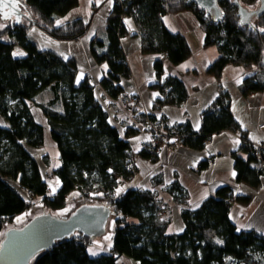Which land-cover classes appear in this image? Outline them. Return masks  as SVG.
Returning <instances> with one entry per match:
<instances>
[{
  "label": "trees",
  "instance_id": "obj_1",
  "mask_svg": "<svg viewBox=\"0 0 264 264\" xmlns=\"http://www.w3.org/2000/svg\"><path fill=\"white\" fill-rule=\"evenodd\" d=\"M19 1L24 5L21 22L0 21L5 25L0 30V117L4 122V126L0 125V240L3 226L33 209L34 199L42 204L43 212L55 214L68 207L66 197L75 191L78 194L72 199L75 208L82 204H105L113 211L109 252L93 251L95 239L78 235L56 243L33 264H118L122 257L137 264H196L202 250L217 255V260L210 264H225L229 258L235 264H257L254 258L264 261V236L238 231L230 221L235 197L227 187L220 188L197 209H183V231L173 235L166 233L169 217L160 219L162 204L152 192L127 187L117 194V189L135 171L133 152L127 141L135 131L127 129L125 137H121L91 80L84 77L77 84L75 60H64L41 50L29 37V30L34 26L53 40L75 42L86 35L90 21L76 20L55 26L54 17L65 15L78 5V0ZM112 1L113 8L102 36L93 38L90 44L94 62L108 66V73L99 84L110 98L118 100L123 92L119 85L121 79L130 78L120 46V39L127 35L123 19L130 18L140 39L142 54L158 56L153 65L157 78L154 88L160 97L153 108L180 106L186 101L184 84L164 75L162 66L163 58L179 65L192 55L186 39L170 31L162 21L166 15L182 12L191 13L197 21L204 35L203 47L213 46L217 50L218 56L207 70L209 75L219 78L227 65L239 66L244 70L242 95L264 92V32L259 31L264 28V15L253 16L248 25H242L237 6L228 0L218 1L223 12L220 22H213L190 0ZM238 1L248 11L258 6V0ZM17 50L25 55L14 57L13 52ZM43 91H49L51 98L37 102ZM32 108L44 116L46 127L36 122ZM132 114L136 121L141 124L148 121L169 139L166 143L143 147L140 156L152 163L158 161L162 144L174 146L176 143L202 150L213 135L239 133L241 151L248 158L232 153L237 182L252 188L260 185L264 169L232 116L226 92L222 91L203 113L198 131H193L189 123L171 128L164 119L145 115L140 110ZM46 130L59 154V166L52 175L60 181V187L54 195L49 194L48 183L42 179L37 162L27 150L44 147ZM149 132L153 137L152 129ZM48 159L43 158L45 165ZM207 164V161L200 163L199 168L204 169ZM159 180L156 178L154 182ZM18 188L30 191L31 197L25 198ZM167 192L175 203L187 204L188 193L177 179L168 185ZM217 240L222 243L217 244Z\"/></svg>",
  "mask_w": 264,
  "mask_h": 264
},
{
  "label": "crops",
  "instance_id": "obj_2",
  "mask_svg": "<svg viewBox=\"0 0 264 264\" xmlns=\"http://www.w3.org/2000/svg\"><path fill=\"white\" fill-rule=\"evenodd\" d=\"M94 7H96L95 12H93ZM112 8V0L111 3L109 0H78V5L65 15L55 16V26H57V21L61 22L59 26L76 20L90 21L86 35L78 41L53 40L34 26L29 30V37L40 45L41 50L52 51L64 60L65 57L75 60L78 76L82 75V79L88 77L91 80L103 101L102 105L109 114L110 122L118 129L121 137H125L127 129L135 131V134L127 137L133 152L135 171L124 186L150 191L156 196L162 207H167L170 221L166 230L168 235L182 232L179 229L184 228L181 220L183 209H197V204L200 206L207 198L215 196L220 188L227 187L235 197L229 213L230 221L238 231H251L264 236V172L257 188L237 182L232 153L235 152L245 160L248 158V154L241 151L242 139L239 133L221 132L213 135L202 150L190 149L176 143L172 149L161 146L158 151V161L152 163L139 154L144 146L152 144L151 133L144 128L143 124L136 121L132 114L134 110H140L145 115L151 114L157 119H164L171 128L189 123L193 131H198L203 113L224 91L230 97L232 116L245 133L247 141L254 147L264 141V92L246 97L242 95L244 70L239 66L227 65L219 78L209 75L207 70L218 56L216 48L213 46L203 47L204 35L191 13L169 14L162 18L164 25L170 31L179 33L186 39L192 55L179 65H173L163 58V71L164 75L177 78L184 84L188 97L180 106H162L155 110L154 103L160 97V92L154 88L157 78L153 65L158 56L142 54L141 42L135 35L134 23L132 19L124 18L123 24L127 35L120 39V46L130 70V78L121 79L119 85L123 92L139 97L140 106L134 110L122 108L118 100L110 98L99 84L108 73L107 64H96L90 54V44L93 38L102 36L106 19ZM125 20L131 22V30L124 23ZM238 80L239 83H237ZM31 111L36 122L46 127L44 116L39 112V117L37 113H33V109ZM0 125L4 126L1 117ZM197 125H199L198 129ZM45 139L44 147L27 150L37 162L42 179L55 186L58 179L52 174L57 168L54 165H59V154L54 143L47 142ZM234 140H239L240 143L234 144ZM46 156L49 158L48 165L43 162V158ZM206 161L208 162L206 168L200 169L199 164ZM233 172L236 173L235 177L232 175ZM49 176L50 178H48ZM156 178L160 179L159 183L154 182ZM175 179L188 193L189 199L186 205L175 203L167 192L168 185ZM12 185L15 184L12 183ZM70 194H74V198H77V192L74 191ZM109 225L113 231V222L110 221L108 227ZM111 245L112 240L106 244L93 242L91 248L93 251L109 252ZM118 264L137 263L122 257Z\"/></svg>",
  "mask_w": 264,
  "mask_h": 264
},
{
  "label": "water",
  "instance_id": "obj_3",
  "mask_svg": "<svg viewBox=\"0 0 264 264\" xmlns=\"http://www.w3.org/2000/svg\"><path fill=\"white\" fill-rule=\"evenodd\" d=\"M213 22L222 20L223 12L218 5L219 0H190ZM232 1L238 8L239 21L248 25L253 16L264 15V0H258L256 9H244L238 0ZM8 7H4V4ZM16 4L18 12L11 5ZM24 5L19 0H0V21L21 22ZM4 12H10L11 18L5 20ZM16 23V22H15ZM113 211L105 204H82L68 216H57L51 212H43L34 216L23 226L10 227L4 230L0 240V264H33L41 254L48 252L56 243L63 240L80 238L97 239L102 237L108 227ZM227 259L225 264H231Z\"/></svg>",
  "mask_w": 264,
  "mask_h": 264
},
{
  "label": "rangeland",
  "instance_id": "obj_4",
  "mask_svg": "<svg viewBox=\"0 0 264 264\" xmlns=\"http://www.w3.org/2000/svg\"><path fill=\"white\" fill-rule=\"evenodd\" d=\"M0 25H1V23H0ZM33 41L40 48V45L35 40H33ZM52 53H54V52H52ZM51 96L52 95H51V93L49 91H43V92H41L38 95V97L36 98V101L37 102H42V103L43 102H47V100L50 99ZM32 109H33V113H37L39 115V117H40L39 111L36 108H32ZM130 110H134V109H130ZM45 138H46L45 140L47 142H52V144H53V141H52V139L50 137L49 131L45 132ZM160 143H166V142H160ZM161 146H165V145L162 144ZM165 147H167V146H165ZM48 178H50V176ZM122 186H121V189H122ZM23 196H25V198H26L25 194H23ZM66 199L68 201V207L65 210H63V211L55 213V215H57V216H68L74 210L75 205L72 202V199H74V194H68ZM34 202H36V205H35V207H33V209L25 212L21 217H18L13 223L11 222L10 224L4 225L3 226V231L5 229H7V228H10V227L19 228V227L23 226L25 223H27L34 216H36L38 214H41V213H43V211H45V209L43 208L42 204L39 202L38 199H34ZM108 237H110V239H106ZM112 237H113V235H112V231H111V226L109 225V227H107L106 233L102 237H99V238L95 239L94 243L99 242L100 244H106L107 242L112 240ZM199 257L200 258L198 259L196 264H210L212 262H215L217 260V258H218L217 255H213V254H211V253H209L207 251H204V250H202L200 252ZM226 261H227V259H226ZM254 261L258 262L257 264H264V261H262L260 258H254ZM231 264H235V263L231 262Z\"/></svg>",
  "mask_w": 264,
  "mask_h": 264
},
{
  "label": "built area",
  "instance_id": "obj_5",
  "mask_svg": "<svg viewBox=\"0 0 264 264\" xmlns=\"http://www.w3.org/2000/svg\"><path fill=\"white\" fill-rule=\"evenodd\" d=\"M126 61V60H125ZM127 64V61L125 62ZM118 102L120 106L124 109L130 110V109H137L140 106V99L137 96L134 95H129L125 92H122L118 98ZM144 128L147 130L152 129L154 132V136L151 139V145H155L160 142H168L169 139L166 137V135L162 131H158L156 126H153L151 123L146 121L143 124ZM168 149H172L173 145L169 144L167 145ZM254 156L259 159L261 167L264 166V159H263V153H264V141L263 143L257 144L254 146ZM125 185V184H124ZM122 186V189L125 190L127 187ZM18 191L22 194H25L26 197H31V192L30 191H25L22 188H18ZM227 196L230 197L232 194L229 192L227 193ZM167 207L163 206L162 207V213L160 215V219H165L167 217Z\"/></svg>",
  "mask_w": 264,
  "mask_h": 264
},
{
  "label": "snow or ice",
  "instance_id": "obj_6",
  "mask_svg": "<svg viewBox=\"0 0 264 264\" xmlns=\"http://www.w3.org/2000/svg\"><path fill=\"white\" fill-rule=\"evenodd\" d=\"M109 3H111V0H109ZM3 6H4V7H8V4L5 3ZM11 7H12V9H14V10H16V11L18 12L17 5H16V4H12ZM3 18H4L5 20H9V19L11 18V13H10V12H4V14H3ZM15 22H16V23H20V20L17 18ZM60 23H61L60 21H57V26H59ZM124 23L127 24V25L129 26L130 30H131V22H130L129 20H125ZM241 23L243 24L244 21L242 20ZM3 27H5V25H0V30H2ZM259 31H260V32H264V28H260ZM5 39H6V37H5ZM24 55H25V53H23V52H21V51H19V50H17L16 52H13V56H14V57H15V56H24ZM65 59H67V57H65ZM80 79H82V75L77 77V81H76L77 84L80 82ZM239 82H240V81L238 80L237 83H239ZM198 128H199V125H197V129H198ZM233 143L238 145V144L240 143V141H239V140H234ZM137 150H138V149H137ZM58 166H59L58 164H57V165H54V167H58ZM109 171H111V170H109ZM232 175H233V177H235V176H236V173L233 172ZM59 186H60V181H59V180H57V181L55 182V186H54L51 182H49V184H48V187H49V189H50V193H49V194H50V195H54V194L56 193V191H57V189H58ZM121 191H123V189H119V188H118V189H117V194L119 195V193H120ZM196 207H199V205L197 204ZM170 231H171V230H170ZM179 231H183V229H179ZM106 239H110V237H108V238H106ZM216 243H217V244H220V243H222V241L217 240ZM92 254L95 255L94 252H93Z\"/></svg>",
  "mask_w": 264,
  "mask_h": 264
}]
</instances>
